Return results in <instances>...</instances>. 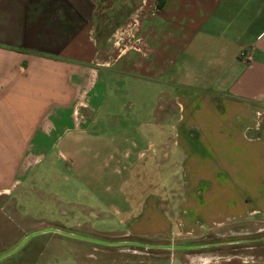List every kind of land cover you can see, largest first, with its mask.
Segmentation results:
<instances>
[{
    "label": "crops",
    "instance_id": "1",
    "mask_svg": "<svg viewBox=\"0 0 264 264\" xmlns=\"http://www.w3.org/2000/svg\"><path fill=\"white\" fill-rule=\"evenodd\" d=\"M125 98L135 113L97 128ZM48 157L61 190L95 201L73 205L123 227L108 233L199 245L264 232V0H0V195L36 189ZM26 193L16 216L33 217ZM245 250L194 261L264 264Z\"/></svg>",
    "mask_w": 264,
    "mask_h": 264
},
{
    "label": "rangeland",
    "instance_id": "2",
    "mask_svg": "<svg viewBox=\"0 0 264 264\" xmlns=\"http://www.w3.org/2000/svg\"><path fill=\"white\" fill-rule=\"evenodd\" d=\"M108 18L110 19L106 25L108 27L106 30L109 29L110 25L116 24L117 20L116 17ZM131 44L133 45V43ZM124 100H126V103L123 107L118 106L112 111H107L108 104L104 103L103 113H100L98 118L101 123L99 122L97 128L101 126L102 129H107L106 126H109L114 130L122 120L121 116L116 117L113 115L118 113L122 115L129 110V114H133L135 113L134 108L140 107L138 102V105L130 108L127 102L128 99L125 98ZM149 110L145 109L141 116L145 111L149 113ZM53 155L55 153L49 155L52 160H54ZM49 157L43 160L34 175L38 179L35 184L36 189L33 190L34 186H31L33 181H29L28 178L27 181H24V184H19L22 187L18 186L15 191L0 195V257L17 248L12 254L1 258L0 264H37V260H40L38 264H95L96 262L114 264L120 260H132L143 264L152 258L161 260L163 264H195L194 258L206 253L209 244L212 243L216 245L212 246L214 251L232 250L239 253L240 250L246 251L245 249H247L249 254H254L256 258L259 256L264 257V232H256L257 230H251L246 235V237L254 239L255 243L252 244L235 241L236 239L233 237H227L224 241L223 238L210 233L199 241L206 243V246L201 248H173L174 245L179 244L166 238L145 240L122 235L121 232L108 233L114 231L112 228L115 227V223H117L115 230H121L123 227L113 218H96L89 212H83L73 205L90 202L95 205V201L89 199L88 202L86 201L88 199H85L86 197H80L81 192L89 193V191L79 182L76 185H82V187L73 189L71 193L68 192L70 195L61 190L60 185L64 184L63 181H58L59 185H57L47 176L49 174L47 170L53 164ZM67 183L69 184V182ZM171 184L174 185L175 183ZM21 190H27L25 199L20 201L25 211L29 212L32 209L31 215L37 219L42 217L55 218L65 222L66 225L62 222L38 221L29 215L16 216L12 209L14 210V207L20 206L17 201L20 199L18 194L21 193ZM55 195H60L61 206L54 205ZM87 223L91 224L93 230L86 229ZM48 229H50V231H47L48 233L34 235L22 244L27 236ZM52 229L104 241L96 242L71 235L67 237L66 234ZM77 231L80 233H77ZM82 232L86 234L83 235ZM142 243H149L151 246Z\"/></svg>",
    "mask_w": 264,
    "mask_h": 264
},
{
    "label": "water",
    "instance_id": "3",
    "mask_svg": "<svg viewBox=\"0 0 264 264\" xmlns=\"http://www.w3.org/2000/svg\"><path fill=\"white\" fill-rule=\"evenodd\" d=\"M52 230L57 231V232H60V233H63V234H66V235H71V236H74V237H78V238H83V239H87V240H93V241H96V242H103V241L96 240V239H93V238H88V237H84V236H81V235L72 234V233H69V232H66V231H60V230H58V229H57V230H56V229H52ZM45 231H50V229L45 230ZM45 231H44V232H45ZM42 232H43V231H42ZM40 233H41V232H40ZM36 234H38V233H33V234L27 236V237L24 239V241L22 242V244H23L26 240H28L29 238H31L32 236H34V235H36ZM205 246H206V244H205V245H203V244H199V245H194V246H192V248H193V247H199V248H201V247H205ZM173 248H186V247L178 246V245H174ZM16 250H17V248L14 249L13 251H11L10 253H7V254L1 256L0 259H1V258H4V257H6V256H8V255H10V254H12V253L15 252Z\"/></svg>",
    "mask_w": 264,
    "mask_h": 264
},
{
    "label": "trees",
    "instance_id": "4",
    "mask_svg": "<svg viewBox=\"0 0 264 264\" xmlns=\"http://www.w3.org/2000/svg\"><path fill=\"white\" fill-rule=\"evenodd\" d=\"M96 240L104 241V240H101V239H96ZM235 241H240V242H243L244 244H246V243H250V244L255 243L253 238L236 239ZM136 243L140 244L139 242H136ZM142 244L150 245L149 243H142ZM202 244L205 245L206 243H202ZM178 246H183V247H186V248H192V246H194V245H192V244H179ZM209 246H216V245H214V243H212V244H209ZM208 248L212 249L213 247H208Z\"/></svg>",
    "mask_w": 264,
    "mask_h": 264
},
{
    "label": "built area",
    "instance_id": "5",
    "mask_svg": "<svg viewBox=\"0 0 264 264\" xmlns=\"http://www.w3.org/2000/svg\"><path fill=\"white\" fill-rule=\"evenodd\" d=\"M137 46V44H136ZM242 57L246 58V59H252V52H250L249 50H244L241 54Z\"/></svg>",
    "mask_w": 264,
    "mask_h": 264
}]
</instances>
